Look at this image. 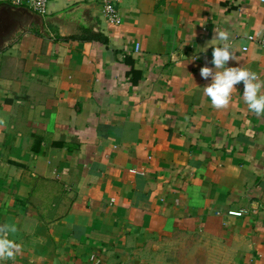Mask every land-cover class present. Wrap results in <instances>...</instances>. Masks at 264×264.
Returning <instances> with one entry per match:
<instances>
[{
  "label": "crops",
  "instance_id": "0c3cea01",
  "mask_svg": "<svg viewBox=\"0 0 264 264\" xmlns=\"http://www.w3.org/2000/svg\"><path fill=\"white\" fill-rule=\"evenodd\" d=\"M117 6L120 24L100 0H0V224L21 245L6 264H264V117L242 84L214 109L199 75L226 31L228 66L264 79L248 38L264 2Z\"/></svg>",
  "mask_w": 264,
  "mask_h": 264
},
{
  "label": "clouds",
  "instance_id": "9594fccd",
  "mask_svg": "<svg viewBox=\"0 0 264 264\" xmlns=\"http://www.w3.org/2000/svg\"><path fill=\"white\" fill-rule=\"evenodd\" d=\"M208 48L212 49L211 59L200 67L199 75L201 79L209 81L201 88L211 107L217 110L228 108L233 93L240 92L237 86L242 84L241 100L247 110L257 117H264V79L248 68L228 66L230 61L238 62L230 34L226 31L215 32L201 52L206 54ZM15 232L14 225L0 224V264L14 260L21 252V245L12 238Z\"/></svg>",
  "mask_w": 264,
  "mask_h": 264
},
{
  "label": "built area",
  "instance_id": "2783aa9c",
  "mask_svg": "<svg viewBox=\"0 0 264 264\" xmlns=\"http://www.w3.org/2000/svg\"><path fill=\"white\" fill-rule=\"evenodd\" d=\"M120 0H100L101 14L107 23L120 24L122 17L119 13L118 2ZM264 2V0H262ZM12 6H22L38 13L39 15H46L48 12L49 0H7ZM250 41L257 43L264 47V33L254 34L248 37ZM139 49V44H136V50ZM244 50L247 47H243ZM247 210H228L227 214L234 217H241L245 215Z\"/></svg>",
  "mask_w": 264,
  "mask_h": 264
}]
</instances>
